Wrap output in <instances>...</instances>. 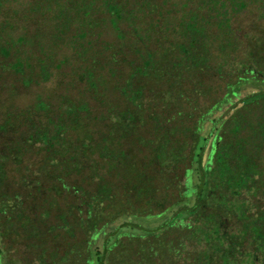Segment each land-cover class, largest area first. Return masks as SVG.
Masks as SVG:
<instances>
[{"label": "trees", "instance_id": "trees-1", "mask_svg": "<svg viewBox=\"0 0 264 264\" xmlns=\"http://www.w3.org/2000/svg\"><path fill=\"white\" fill-rule=\"evenodd\" d=\"M129 1L103 0L115 29L122 19L133 24L138 7L152 8L144 0ZM198 1L204 9L197 5L186 19L178 22L184 41L177 42V48L182 55L170 57L169 51H174L170 48L157 59L149 51L146 58L143 56L142 65H135L125 82L117 87L130 105L115 110L118 138L121 140L149 121L153 123L151 136L135 137L139 150L149 151L142 167L137 166L138 161L130 154L122 158L124 151L112 146L116 137L104 135L99 143H94L86 135L72 148L74 152L68 154L71 145L64 136L65 123H53L54 129L49 131L47 125L28 120L31 131L25 138L8 151L0 152V240L11 232L14 221H32L24 215L22 196L2 187L8 163L20 162L23 151L31 144L53 151L44 164L52 169L48 174L55 193L66 191L72 195L74 202L68 206V214L74 216L75 226L82 233L79 243L66 244L62 251L47 253L42 248L36 264H141L138 251L147 249L150 250L147 264H158L159 256L153 252L158 253L169 242L173 248L168 247L164 254L170 261L175 260L171 264H178L176 257L180 255H188L186 264H264V51L260 52L261 57L250 52L253 62L238 71L225 70L227 62L223 55L228 50L232 57L239 42L228 11L244 7L246 2ZM166 23L168 28L175 26L173 21ZM92 25L90 20L85 22L88 29L78 37L85 38ZM137 28H133V33L141 39L143 36ZM57 29L63 28L57 26ZM22 40V37L17 39ZM213 48L218 50L221 60L214 67L210 63ZM0 53L4 57L10 55L6 45H0ZM110 60L116 62L117 58L113 54ZM164 62H167L165 72L160 70ZM11 68L22 71L23 63L17 60ZM207 69L217 74L226 72L230 77L222 93L208 103L199 101L207 91L194 77ZM183 71L192 73L188 89L183 88ZM138 74L153 75L164 86L146 97V85L134 84L133 78ZM84 76L95 91L93 71H85ZM186 102L192 104L191 108H186ZM38 104L40 109L47 108L44 103ZM261 105L263 108L258 111ZM158 106L161 110H157ZM88 110L86 103L71 104L66 112L75 117L70 121L77 127L79 112ZM4 122L9 126L1 123L0 131L19 126L10 113ZM87 150L98 151L108 158V169L116 170L117 175L125 177L126 172L135 171V182L127 178L120 190L115 184L101 182L94 170L90 178L98 180L95 189L68 183L66 177L72 169L78 171L79 155ZM56 151L64 156L57 159L53 155ZM125 158L128 159L123 161ZM123 162L128 164L126 168ZM150 169L152 173H147ZM38 179L34 183L40 187ZM46 215L43 212L41 217ZM65 216L59 215L61 228L72 235V225ZM38 225L37 221L29 225L27 235L39 238ZM53 229V225L48 227V233ZM7 257L0 245V264H8Z\"/></svg>", "mask_w": 264, "mask_h": 264}, {"label": "rangeland", "instance_id": "rangeland-1", "mask_svg": "<svg viewBox=\"0 0 264 264\" xmlns=\"http://www.w3.org/2000/svg\"><path fill=\"white\" fill-rule=\"evenodd\" d=\"M131 1L134 0L129 2ZM144 1L150 3L152 8L138 7L133 24L122 19L118 29H115L103 0H0V45H6L10 51L7 57L0 53V124L8 125L4 121L10 113L19 125L15 129L5 128L0 131V152L8 151V148L18 145V142L25 138L31 131L28 128V120L41 126L47 125L49 131L54 129L55 123L63 122L66 125L64 136L71 145L68 154L74 152L72 148L81 143L86 135H89L94 143H99L101 137L107 135L109 138H117L112 146L124 151L125 156L122 158L130 154L133 160L138 161L137 166L142 167L141 163L145 162L149 151L147 148L139 150L135 137L137 134L151 136L153 123L147 122L120 140L114 116L116 111L130 105L117 87L125 82L135 65H142V58H146L149 51L158 59L165 50L173 48L174 51L170 50L168 55L179 58L182 53L177 48V42L184 39L179 34L178 22L181 18L186 19L197 5L203 7L198 0ZM245 2L244 7L234 10L229 7L230 24L236 30L239 42L235 51L230 53L232 57H229L228 50L227 54L223 55L227 62L224 65L227 71H238V68L253 62L250 52L261 57L260 52L264 51V0ZM89 20L93 25L87 36L78 37L81 31H87L85 22ZM168 21H173L175 26L168 28ZM57 26L63 29L59 31ZM135 26L143 38L138 39L133 33ZM118 33L122 35L119 36ZM19 37L23 38L20 42L17 41ZM211 52L213 54L210 63L214 67L221 60L217 49L213 48ZM113 54L117 58L116 62L110 60ZM17 60L23 63L22 71L11 68V64ZM166 63L161 64L160 70L163 72L166 71ZM167 66L170 67L169 64ZM258 69L260 72L261 69ZM87 70L94 73L97 83L95 91L90 88L84 76ZM158 70L159 68L156 71ZM181 73L184 74L183 88H190L192 73ZM194 77L206 87V96L199 98L200 102L206 103L222 93L230 78L226 72L217 74L208 69L198 72ZM233 78L234 76L232 80ZM133 81L135 85H146V97L152 96L164 86V83L154 79L153 75L138 74ZM40 102L46 104L47 108H38ZM83 103L88 105L89 110L79 112L80 123L76 127L75 123L70 121L75 117L69 116L66 109L71 104ZM184 105L191 108L192 104L186 102ZM262 108L261 105L257 110L261 111ZM157 110L161 108L158 106ZM103 116L105 117L102 118ZM52 152L29 144L27 149L21 152L20 162H9L7 165V177L2 187L9 193H19L22 196L24 215L32 220L28 221L29 223L14 221L11 232L1 238L0 245L8 256V264H36V256L42 248L46 249L47 253H50V250L62 251L66 244H77L82 238L81 231L75 226L74 216L68 214V206L74 202L72 195L66 191L62 194L55 193L54 182L48 174L52 169L44 164ZM53 155L57 159L64 156L58 154V151ZM66 158L68 157H64ZM122 158L120 157L119 161ZM126 159L128 158L123 161ZM106 161L108 158L98 151L81 152L78 160L80 168L78 171L72 169L69 172L67 182L84 185L87 190L95 189L98 180L90 178L94 170L96 175L101 177V182L115 184L120 190L125 186L127 178L135 182V171H128L125 177H122L117 175L116 170H109ZM123 163L122 166L126 168L128 164ZM149 172L152 173L151 169L147 170V173ZM38 177L40 187L34 183ZM43 212L47 213L46 217H41ZM61 213L66 214L65 218L71 223L72 235H67L61 228ZM36 221L41 231L39 238L27 235L30 231L29 225ZM52 225L55 229L48 233V227ZM36 243L38 244L35 245ZM168 247H171L170 242L166 247L160 248L158 253L153 252L159 256L156 259L158 264H171L175 261H170V258L165 256L164 250H169ZM148 253L149 249L145 252L138 251V256L142 258L141 264L148 263ZM185 256L176 257L178 264H186L188 255Z\"/></svg>", "mask_w": 264, "mask_h": 264}]
</instances>
